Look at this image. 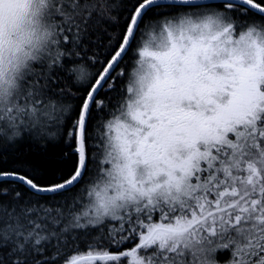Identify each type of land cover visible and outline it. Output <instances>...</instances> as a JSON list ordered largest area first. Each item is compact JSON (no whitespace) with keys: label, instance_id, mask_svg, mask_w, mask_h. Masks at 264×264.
<instances>
[{"label":"snow or ice","instance_id":"6c2138e0","mask_svg":"<svg viewBox=\"0 0 264 264\" xmlns=\"http://www.w3.org/2000/svg\"><path fill=\"white\" fill-rule=\"evenodd\" d=\"M0 264H264V0H0Z\"/></svg>","mask_w":264,"mask_h":264}]
</instances>
